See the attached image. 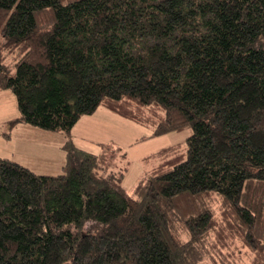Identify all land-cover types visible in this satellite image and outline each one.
<instances>
[{
    "label": "trees",
    "instance_id": "obj_1",
    "mask_svg": "<svg viewBox=\"0 0 264 264\" xmlns=\"http://www.w3.org/2000/svg\"><path fill=\"white\" fill-rule=\"evenodd\" d=\"M1 89L6 126L63 134L65 156L57 175L0 157V264H197L220 246L264 264V0H0ZM99 107L150 127L140 140L191 133L143 157L129 194L119 147L73 140Z\"/></svg>",
    "mask_w": 264,
    "mask_h": 264
},
{
    "label": "rangeland",
    "instance_id": "obj_2",
    "mask_svg": "<svg viewBox=\"0 0 264 264\" xmlns=\"http://www.w3.org/2000/svg\"><path fill=\"white\" fill-rule=\"evenodd\" d=\"M19 115L16 97L10 89L0 90V157L13 158L18 153H32L34 155L48 156H65V152L56 141H51L48 137L45 139L42 134L49 130L31 125L21 124L17 128L9 129L4 121ZM91 116H81L72 129V134L77 143L82 148L98 152L100 150L99 139L93 135H88V127L103 131L106 137V143L114 140L115 147H119L111 161V167H127L123 179V187L129 194H133L134 187L139 180L147 176L148 166L142 161V158L161 147L171 144L184 142L186 137L191 133L189 128L181 131H173L158 136L150 137L144 140H137L141 136H148L151 128L139 125L136 122L125 119L129 125L135 127L134 132L117 131L111 127V123L101 124L100 121L90 120ZM124 119V118H123ZM91 123V124H90ZM24 125V127H22ZM22 127V128H21ZM51 133H58L50 131ZM3 133H9L10 139L6 140ZM61 134V133H60ZM22 155V154H21ZM24 156V155H22ZM31 169H38L36 163L30 164ZM42 168V165H39ZM215 259L212 260L211 257ZM210 259L215 264H251L253 254L247 251H239L237 247L220 246L212 251V255L204 257L197 264H211Z\"/></svg>",
    "mask_w": 264,
    "mask_h": 264
},
{
    "label": "crops",
    "instance_id": "obj_3",
    "mask_svg": "<svg viewBox=\"0 0 264 264\" xmlns=\"http://www.w3.org/2000/svg\"><path fill=\"white\" fill-rule=\"evenodd\" d=\"M86 116H91V117H89L90 120L100 121L101 124L104 123V124L108 125L111 123V127L117 131H127L128 133H130V132H134L136 130L135 127L132 128V126L127 123V121H124L125 118L123 119V117L117 115L116 113H114L111 110L104 108V107H99L93 114L86 115ZM6 121H4V122H6ZM21 124H24V123H18L15 126H13L11 129L17 128ZM22 127H24V125ZM87 127L89 129L88 135L91 134V135L97 137L99 139V142H105L106 141V137H105L106 134L105 133L102 134L103 131L95 129V128H90V126H87ZM10 135L11 134H9V137L5 136L6 140L10 139ZM42 136L45 139L48 137L49 140L56 141L58 143L56 146H59L60 148H62L63 143L65 141V136L63 134H60L59 132L58 133H51L50 131H47V132H43ZM72 137H73L74 142L79 146V144L77 143V140L75 139L73 134H72ZM139 138L137 140H140ZM113 139L115 140V138H113ZM114 140H110V142L112 144L116 143ZM21 154L24 156H22ZM21 154L18 153L15 157H13L11 159L14 160L15 162L22 164L25 167H28L29 169L32 168L30 166V164L36 163L38 165V169L37 170L31 169V170L37 174L57 175V174H60L62 172L61 169H62V165L64 163V156L63 155L56 156V157H54V156L43 157V156L34 155L32 153H21ZM39 165H42L43 167L40 168Z\"/></svg>",
    "mask_w": 264,
    "mask_h": 264
}]
</instances>
